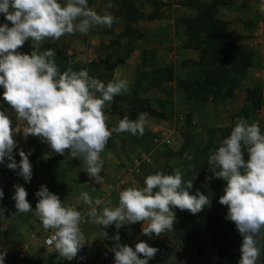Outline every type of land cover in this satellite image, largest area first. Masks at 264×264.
<instances>
[{
	"label": "clouds",
	"instance_id": "clouds-1",
	"mask_svg": "<svg viewBox=\"0 0 264 264\" xmlns=\"http://www.w3.org/2000/svg\"><path fill=\"white\" fill-rule=\"evenodd\" d=\"M107 7L111 8L112 4ZM259 10L264 13V0ZM0 13L12 24L0 26V86L5 89L4 100L15 110L18 121L26 122L25 137L42 138L60 155L70 150V157L81 159L83 170L101 184L104 167L101 153L113 132L143 136L148 113H140L136 120L125 116L109 128L105 109L115 96L129 91L128 81L113 78L105 83L91 76L87 69L77 71L71 66L61 71L55 50H42V44L45 40L55 42L65 34L87 35L93 26L111 28L116 17L107 11L99 14L89 6L88 0H63V3L61 0H0ZM29 38L34 49L31 54L16 51ZM19 130L13 129L10 117L0 111V163L7 158L10 161L7 167L19 168L18 175L30 182L33 175L30 153L21 149L19 164L13 156L16 147L13 134ZM208 164L213 176L206 180L226 181L219 203L228 207L226 219L235 223L243 237L239 264H258L264 251L261 244L264 239V132L259 121L250 123L238 118L230 134L210 150ZM144 185L121 190L118 205L104 206L102 211L95 207L104 204L100 198L93 200L88 192H81L79 199L90 206L87 215L95 225L107 228L115 224L119 229L143 221V235L154 233L157 237L174 230V208L195 215L211 204L204 192L197 190L196 195H190L185 190V185L188 189L193 187V181H185L180 169H175L174 174L158 170L145 177ZM14 187L16 214L33 211L26 189L19 184ZM202 187L207 188V184ZM36 195L39 200L34 215L45 232L51 230L45 243L60 257L76 258L87 242L80 226L82 212L66 205L46 186H41ZM3 196L0 189V198ZM114 239L117 246L111 251L115 253V264H149L158 251L144 241L138 242L135 250L121 245L119 233ZM6 254L0 251V264H5Z\"/></svg>",
	"mask_w": 264,
	"mask_h": 264
},
{
	"label": "rangeland",
	"instance_id": "rangeland-1",
	"mask_svg": "<svg viewBox=\"0 0 264 264\" xmlns=\"http://www.w3.org/2000/svg\"><path fill=\"white\" fill-rule=\"evenodd\" d=\"M187 0H134L138 9L145 14H155L153 19H139L132 24L133 28L141 34L136 39L134 50L130 51L126 45L118 46L117 41H127V37H121L125 26V18L121 13L119 0H88L89 6L93 7L99 14L107 11L116 17L111 28L107 26H93L87 35L78 32L73 35L65 34L57 42L62 54L69 55L75 63H88L97 59L112 57L123 60L113 72V78L126 79L129 91L121 95H129L135 85L138 70H151L153 66L143 64L144 50L148 61L154 65H173L175 78L166 81L160 88L153 87L140 90V95L149 100V103L158 112H162L161 118L148 116L143 136L133 135L128 132H113L106 147L121 155L119 165L132 166L137 160L139 170L131 167L135 179H138V187H144V179L154 168H162L166 165H177L181 162L179 150L185 141L184 134L190 130L198 139L213 140L219 146L220 141L227 137L238 118H245L250 123L259 121L261 131L264 132V13L259 8L262 0H231L226 6H221L218 16L226 21L228 28L237 37L234 42L254 50L253 65L247 70L243 78L238 80L233 95L220 98L217 101H205L200 99L187 100L185 93L179 88L178 80L197 79L202 75L203 67L199 64V52L185 45L183 26L180 19L183 16L193 15L195 10L186 5ZM206 1V0H203ZM63 3V0H61ZM111 3L112 7L107 5ZM11 22L7 21L5 14L0 13V26ZM51 40H45L42 46ZM32 40L25 41L22 47L16 51L23 54H31L33 51ZM146 84V80H142ZM257 87L263 91V106L259 111H249L247 107V89ZM5 89L0 86V111H4L12 120V127L20 129L15 131L13 138L16 147L13 156L19 164L21 157L19 151L23 149L29 154L33 175L30 182H26L18 175L19 168L12 170L7 167L10 163L5 158L0 163V189L4 196L0 198V251H6L5 264H23L26 255L40 256L44 260L54 256L57 261L75 262L79 256L72 260L60 257L53 247L47 246L45 237L51 234V230L45 232L39 218L34 215L39 197L36 195L38 188L50 183V176L42 165L44 159L55 156L50 145L42 138L29 135L25 137L23 128L26 122L18 121L15 110L4 100ZM148 93V97H146ZM119 108L126 110L128 101H118ZM109 116L108 126L112 128L117 125L115 116L105 109ZM170 140V142H168ZM217 148V147H216ZM63 170L66 171L68 188L65 193L57 194L66 205L75 206L82 212L81 229L85 234L89 258L92 263L102 259H112L115 262V253L104 240V232L107 236L115 237L119 233L120 240L125 237L130 240V245L141 241L144 222L124 225L117 229L115 224L103 228L91 223L87 215L90 206L84 204L80 199L81 192H88L95 200L98 197L99 183L91 179L83 170L81 159H72L70 150H65ZM247 159V154L245 156ZM77 161V163H76ZM84 184H82V179ZM23 186L28 195L27 200L32 206L28 213L16 214L14 185ZM95 188V191L93 190ZM214 196L216 210L222 214L228 212V207L219 203L220 196ZM173 211L177 214L176 209ZM16 214V215H14ZM232 222V221H231ZM234 223V222H232ZM235 224V223H234ZM236 230L237 239L242 242L243 237ZM172 232V231H171ZM171 232H168L169 234ZM241 236V238H239ZM189 259L193 264H221L218 251L213 243L209 241L207 250L197 255L192 247L183 241H176V251L170 257L171 263L182 259ZM258 264L260 262L258 261Z\"/></svg>",
	"mask_w": 264,
	"mask_h": 264
},
{
	"label": "trees",
	"instance_id": "trees-1",
	"mask_svg": "<svg viewBox=\"0 0 264 264\" xmlns=\"http://www.w3.org/2000/svg\"><path fill=\"white\" fill-rule=\"evenodd\" d=\"M231 0H187L186 5L191 6L195 13L183 16L180 21L183 26V33L186 37L185 45L199 52V64L203 67L202 75L193 80L179 79V88L183 90L187 100L217 101L233 95L234 88L238 80L244 77L247 70L253 65L254 50L239 45L234 40L239 37L228 28L226 21L218 16L221 6H226ZM121 13L125 20V26L121 37H127V41L122 43L117 41L118 46H128L129 50H134L133 44L141 35L139 30L132 27V24L139 19H153L155 14H145L136 6L134 0H119ZM52 48L56 52V62L61 71L69 66L73 70L87 69L93 77L101 79L107 83L112 80L114 69L128 58L113 59L106 57L88 63H75L69 55L62 54L57 41H50L42 46V50ZM143 64L153 66L151 70H138L135 85L129 95L115 96L108 111L112 114H119V120L127 116L131 120H136L140 113H148V116L161 118L162 112H158L151 106L149 100L140 95V90L162 87L166 81L175 78L173 65H154L148 61L146 50H144ZM146 80V84H142ZM128 101L126 110L119 108L118 101ZM263 106V91L253 87L247 89V107L249 111H259ZM118 120V122H119ZM117 122V124H118ZM124 133V132H122ZM185 141L182 144L179 154L181 162L177 165H166L162 168H154L150 174L158 170H163L166 174H174L175 169H180L185 181L192 180L193 187L185 190L190 195H196L197 190L209 195L210 205H205L203 210L193 215L188 210L176 209V220L174 230L169 234L162 233L157 237L154 233L151 236L141 235V241L158 249L156 255L149 260V264H193L187 258L176 263L169 261L176 251V241H183L189 244L197 255L203 254L208 247L209 241L213 243L218 251L221 264H239L241 258L240 247L242 242L237 239L236 225L231 220L226 219V214L216 210L214 196L224 193L226 181L220 178H213L210 181L206 177L213 176L208 164L210 150L218 147L213 140L198 139L188 130L184 134ZM246 156V153H245ZM64 155L57 154L50 156L42 165L50 176V183L46 186L52 193H65L68 188L66 171L63 170ZM246 159V158H245ZM77 163V161H76ZM207 184V188L202 185ZM41 187L38 188L40 191ZM241 238V236L239 237ZM104 240L111 248L117 246L114 237L104 236ZM119 244L123 245L120 241ZM264 245V239H261ZM135 250V248H133ZM78 260L57 261L54 256L44 260L40 256L26 255L23 264H115L112 259H102L92 263L85 245L78 252ZM143 259V255L140 254ZM260 264H264V251L259 258Z\"/></svg>",
	"mask_w": 264,
	"mask_h": 264
},
{
	"label": "crops",
	"instance_id": "crops-1",
	"mask_svg": "<svg viewBox=\"0 0 264 264\" xmlns=\"http://www.w3.org/2000/svg\"><path fill=\"white\" fill-rule=\"evenodd\" d=\"M184 36V35H183ZM185 37V36H184ZM186 42V37H185ZM146 97H148V93H146ZM120 115L117 114L115 116V120H119ZM119 152V150L115 151ZM112 149L105 147L104 151L101 153V158L104 161L103 171L101 172V176L103 177V182L99 184L98 197L104 201V204L97 207L98 211H102L104 206H115L118 205L119 202V192L127 187H138L139 181L135 179L133 175V171L131 167L137 164V160H135L132 166L129 168L128 166L119 165L121 162V153L117 154ZM58 154V153H57ZM56 154V155H57ZM82 179V178H81ZM119 181H123L121 183ZM82 184H84V180L82 179ZM140 186V185H139ZM123 245H130V240H126L125 237L120 240Z\"/></svg>",
	"mask_w": 264,
	"mask_h": 264
},
{
	"label": "built area",
	"instance_id": "built-area-1",
	"mask_svg": "<svg viewBox=\"0 0 264 264\" xmlns=\"http://www.w3.org/2000/svg\"><path fill=\"white\" fill-rule=\"evenodd\" d=\"M168 142H170V140H168ZM134 166H135V167H134V170L138 171L140 165H139V164H135ZM119 182H121V181H119ZM121 183H124V182L122 181ZM49 236H50V234L47 235V236L45 237V241H46V239H47ZM46 245H47V244H46ZM47 246H48V245H47Z\"/></svg>",
	"mask_w": 264,
	"mask_h": 264
}]
</instances>
